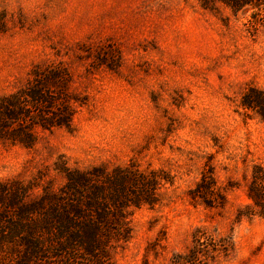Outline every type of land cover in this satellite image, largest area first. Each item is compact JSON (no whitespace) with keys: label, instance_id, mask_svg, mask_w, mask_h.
<instances>
[{"label":"rangeland","instance_id":"1","mask_svg":"<svg viewBox=\"0 0 264 264\" xmlns=\"http://www.w3.org/2000/svg\"><path fill=\"white\" fill-rule=\"evenodd\" d=\"M249 16L192 0H0V94L55 61L89 97L72 130L41 132L33 149L0 143V182L40 181L34 197L64 184L58 165L160 169L173 183L155 208L130 209L133 237L112 264H170L198 227L232 235L212 264H264V216L238 218L264 167V121L241 106L249 86L264 90V38L248 35ZM209 167L225 198L212 207L188 195Z\"/></svg>","mask_w":264,"mask_h":264},{"label":"trees","instance_id":"2","mask_svg":"<svg viewBox=\"0 0 264 264\" xmlns=\"http://www.w3.org/2000/svg\"><path fill=\"white\" fill-rule=\"evenodd\" d=\"M192 1L214 13H250L245 23L248 35L264 38V0ZM74 84L73 74L61 63L34 65L24 85L0 94V143L33 149L41 132L72 130L76 115L89 103L88 95ZM241 106L264 121V90L249 86ZM58 169L65 176L64 184L57 189L42 185L34 197L40 181L0 182V264H112L114 252L133 237L130 209L155 208L163 200L160 188L173 183L163 170L146 171L133 164L86 169L58 165ZM218 191L209 167L188 195L192 202L212 207L225 201ZM246 193L250 202L239 209L238 218L264 216L261 164L253 166ZM233 249L232 235L198 227L193 244L175 253L170 264H212Z\"/></svg>","mask_w":264,"mask_h":264}]
</instances>
